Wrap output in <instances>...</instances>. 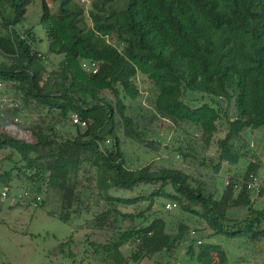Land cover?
<instances>
[{
    "label": "trees",
    "instance_id": "16d2710c",
    "mask_svg": "<svg viewBox=\"0 0 264 264\" xmlns=\"http://www.w3.org/2000/svg\"><path fill=\"white\" fill-rule=\"evenodd\" d=\"M32 2L0 0V94L4 88L38 117L19 130L10 121L19 106L0 118V181H25L38 197L43 188L55 192L63 223L90 215L80 229L112 234L104 245L87 241L103 264L168 263L180 247L194 264H228L214 238L264 242V210L255 208L263 194L250 197L244 186L260 163L243 136L264 127V0H92L88 9L79 0H42L47 55L34 49L32 30L15 31ZM49 55L61 61L50 64ZM85 62L97 64L96 74ZM138 77L155 90L149 108L138 107L142 127L125 104L140 96ZM154 123L197 131L204 146L215 142L220 161L248 165L220 192L182 170H133L116 129L144 143ZM220 127L224 136L215 139ZM163 202L181 215L172 229Z\"/></svg>",
    "mask_w": 264,
    "mask_h": 264
},
{
    "label": "rangeland",
    "instance_id": "374dc122",
    "mask_svg": "<svg viewBox=\"0 0 264 264\" xmlns=\"http://www.w3.org/2000/svg\"><path fill=\"white\" fill-rule=\"evenodd\" d=\"M84 1L88 3L86 4L88 5L86 9H88L92 0ZM51 10L55 12L56 5H51ZM41 15L42 0H33L15 31L21 33L32 30L35 38L34 49L47 55L49 43L45 29L40 24ZM85 22L87 26H90L88 18ZM49 58L50 64L56 65L61 61V57L49 55ZM136 84L140 91L139 98L134 103H129L126 100L125 104L129 107L127 115L134 119L139 127H142L144 121L140 117L141 113L138 107L149 108V102L152 100L155 90L140 77H138ZM2 93L1 95L12 99V95L6 94L4 88ZM16 103L19 108L12 115L10 121L18 118V130L30 122L37 121L38 117L32 106L25 108L18 101ZM235 114L236 111L232 105L227 115L232 118ZM150 127L149 132L146 133L145 131L147 142L141 143L129 138L126 135L127 129L122 130V126L118 125L116 136L120 141V151L123 153L124 162L129 168L137 170L150 164L155 169L163 167L182 170L195 179H201L207 189L211 191L214 188H219L221 178L227 172L217 164L219 159L217 158L215 142L206 147L197 131L191 130L188 133L182 129L172 131L167 127L163 128L158 123H154ZM193 127L198 129V126L194 125ZM14 130L16 131L15 128ZM19 133L22 134V132ZM222 135L221 133L217 134L215 139L221 138ZM243 136L252 146L253 152L258 155L260 170L264 172V127L252 133L244 131ZM179 147L189 156L188 159H182L175 152ZM177 156H179L178 159ZM1 158L2 155H0ZM233 158V156L224 157L222 162L231 166ZM237 160L238 174H242L244 170L239 165L245 166L246 160L242 158ZM215 164H217L215 169L219 170L217 178L213 172V165ZM1 174L2 171L0 170ZM220 191L221 187L219 188ZM3 192L7 194V197L5 199L0 197V264H103L98 256H94L89 251L87 241L104 245L110 240L112 234L111 232L80 229L90 215H84L81 220L63 223L59 219L60 201L55 192L43 188L39 194L41 204L37 208H33L30 206V200L19 199L24 194L34 197L33 190L27 182L15 178L9 182L0 181V196ZM122 195L128 196L129 194L123 193ZM255 199V208L264 210V197L260 196ZM163 204L164 211L169 214L165 213L164 217L168 218L169 228L172 229L181 215L177 209L167 211L165 206L168 203L163 202ZM141 206L142 208L145 207V205ZM132 210L133 208H127L126 212H132ZM92 211L97 213V207L92 206L89 212ZM194 237L200 238L198 233ZM214 240L225 251L228 264H264V242L250 244L239 239L225 240L221 237L214 238ZM122 250L125 254L128 253V247L125 246ZM151 261L144 260L141 264H152ZM214 261L217 262V259L214 258ZM163 264L194 263L189 261L185 256L184 248L180 247L175 252L174 259L168 263L163 261Z\"/></svg>",
    "mask_w": 264,
    "mask_h": 264
},
{
    "label": "built area",
    "instance_id": "2783aa9c",
    "mask_svg": "<svg viewBox=\"0 0 264 264\" xmlns=\"http://www.w3.org/2000/svg\"><path fill=\"white\" fill-rule=\"evenodd\" d=\"M81 3H86L84 0H81ZM82 68L89 73L96 74L97 71V64L92 62H85L82 64ZM1 90V85H0ZM18 104L14 102L12 99L7 98L5 95L0 94V118H5V114L8 110H15L18 108ZM71 123L73 125L79 126L80 128L84 129L86 128V123L81 121L77 116L71 117ZM14 124L18 123V118L13 119L12 121ZM109 141H106V144H108ZM225 186L229 185V180L225 179L223 182ZM245 189L247 193L250 195V197L257 196L259 193L264 195V172L259 171L257 173L251 174L248 177V180L244 183ZM235 189H239V181L236 186H234ZM1 199H5L7 197L6 193L1 194ZM19 199L21 200H30V206L33 208H37L39 202L41 201V198L38 196H30L28 194H24L23 196H20ZM175 205L167 204L165 206V209L167 211H171L175 209ZM200 244V242H198Z\"/></svg>",
    "mask_w": 264,
    "mask_h": 264
},
{
    "label": "crops",
    "instance_id": "0c3cea01",
    "mask_svg": "<svg viewBox=\"0 0 264 264\" xmlns=\"http://www.w3.org/2000/svg\"><path fill=\"white\" fill-rule=\"evenodd\" d=\"M223 134L222 135V137L224 136V130H223V128H221L220 129V131L218 132V134ZM250 133H252V132H250ZM246 140V139H245ZM247 141V140H246ZM248 142V141H247ZM249 144V143H248ZM249 146H250V148L252 149V146L249 144ZM253 151V150H252ZM256 155V154H255ZM257 157H258V155H256ZM238 158L237 157H234L233 159H232V162H231V166H227L224 162H222V161H218L217 163L221 166V167H223V169L224 170H226V174H224V176L221 178V182L219 183V188L221 187V189H222V187H223V181H224V179L226 178V177H228V176H239V175H241V174H238L239 172V169H237V165H236V163H238V160H237ZM258 160H259V157H258ZM259 163H260V160H259ZM247 165H248V162L246 161V165L245 166H243V165H239V167H243L242 168V170H244L246 167H247ZM261 166V165H260ZM233 167H235V168H233ZM261 168V167H260ZM261 171V170H260ZM214 174L216 175V178L218 177V172H219V170H216V169H214ZM218 188V189H219ZM261 196H263L264 197V195H261Z\"/></svg>",
    "mask_w": 264,
    "mask_h": 264
}]
</instances>
